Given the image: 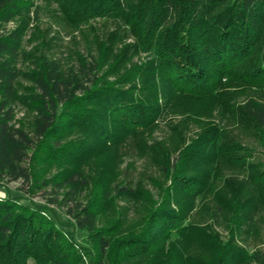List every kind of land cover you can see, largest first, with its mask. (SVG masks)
<instances>
[{
    "label": "trees",
    "instance_id": "trees-1",
    "mask_svg": "<svg viewBox=\"0 0 264 264\" xmlns=\"http://www.w3.org/2000/svg\"><path fill=\"white\" fill-rule=\"evenodd\" d=\"M43 1L74 29L113 22L116 36L108 37L106 52L117 62L101 73L103 61L80 53L69 71L42 58L22 73L32 3L0 0V182L21 183V196L0 198V264H82V256L88 264H226L229 259L252 264L253 256L230 240L235 230L241 234L242 225L256 236L254 225L264 210V161L249 147L255 142L264 152V0ZM24 15L19 26L6 31ZM128 38L131 44L124 43ZM23 77L33 85L24 97L16 92ZM14 103L33 110L31 131L11 124ZM196 104L206 118L197 137L171 155L162 145L155 150L158 176L148 179L158 190L156 201L138 184L116 183L109 191L99 176L90 177L96 182L84 201L89 180L75 167L56 176L55 187L70 190L59 199V189L48 192V180L34 170L33 162L77 166L107 157L119 162L126 154L121 147L130 141L144 154L152 148L140 135L166 111L182 114L181 106ZM192 109L187 113L195 115ZM213 116L231 122L243 135L240 142L223 123H211ZM170 126L179 131V124ZM72 132L77 139L61 142ZM44 194L49 205L67 209L72 223L47 216L46 206L31 201ZM115 197L149 206L142 228L123 231L118 220L97 227L99 207ZM204 200L214 202L213 214L224 220L229 243L211 225L191 223L188 214ZM69 226L87 236L82 256Z\"/></svg>",
    "mask_w": 264,
    "mask_h": 264
},
{
    "label": "rangeland",
    "instance_id": "rangeland-1",
    "mask_svg": "<svg viewBox=\"0 0 264 264\" xmlns=\"http://www.w3.org/2000/svg\"><path fill=\"white\" fill-rule=\"evenodd\" d=\"M27 1L32 3V7H30L27 15L30 18V22L23 34L24 37L21 48L23 60L20 61L19 65L22 73H30L32 69H34V65L39 63V60L42 58L48 61L54 60L60 64L62 70L69 71L70 68H74L75 66L76 62L74 60L76 54L80 55V53L83 55L91 54L97 60L103 61L100 71L101 73L109 71L113 65L116 67V56H109L106 52V48L108 47V37L111 34L116 36L114 35L116 29L113 22L98 21L96 23L93 22L92 25H89L90 27L86 26L74 29L67 25L65 19L61 17L58 11H56L55 6H52L51 4L47 5L43 0ZM24 17L25 15L22 16V18H17L9 23L6 26V31L14 30L19 26ZM131 40L132 39L128 38L124 43L131 44ZM121 45L122 43L115 42L113 46L120 49L122 47ZM115 77H119V74L117 73L116 76L113 75L111 80H114ZM32 89V83L27 78L23 77L18 82L16 92H18L19 96L24 97L25 95H29ZM182 103L186 104L184 101H182ZM184 106L180 107V109L184 110L182 114H180V112L173 114V111L171 112L170 110L166 111L163 119H160L148 132L140 135L142 136L141 138L145 145L152 148V150L147 149L144 154H142V152L137 154L135 146L132 145L134 143L130 141L126 142V145L121 147L122 150L120 152L124 150L126 154L125 156H122L119 162L117 158L114 160L113 158L111 159V157H107L106 160L98 158L91 162L83 161V163L77 166H72V162L59 165L33 162L35 165L34 170L48 180V192H51L52 189L55 191L59 189L57 190L59 191V199H61L64 193H67L70 190L65 187H55V178L60 172L73 170L75 167L76 170H80L83 176H86L89 180L87 187L84 189V201L85 199H88V195L93 191L91 190L92 185L96 182L93 178L90 179L91 176L95 178L99 176L97 179H99L100 185L105 186V189L109 191L112 190L111 188L113 184L116 183L128 184L131 186L135 184L142 185L143 188L150 192L152 200L156 201L158 199V190L151 186L148 179L149 177L153 178L158 176V173H156V163L158 162V156L155 155L156 148L158 145H162V148L169 152V155L177 152L197 137L200 132L198 126L199 122L206 120V118L200 116L201 106L199 104H196L194 107ZM190 108H193L192 112L194 111L195 115L187 113ZM12 109L13 115L11 124L21 130L27 132L31 131L35 121L33 110L17 103H14ZM214 117L215 116L211 118V123L217 122L219 125H222L223 123L224 128L226 127L229 128V131L231 130V134L234 136L235 141L240 142L237 140V137L242 138L243 135L235 126H233V124H231V122L227 121L226 123V121L224 122L223 120L218 119V115L217 117ZM192 118H195V121H192ZM184 119L189 121L183 122ZM182 122L183 124H180ZM175 123L180 125L178 126L179 131L171 128L170 125ZM77 136V133H68L65 140L62 139L61 142L66 141L67 143L70 139H77ZM249 147L254 150L253 153L255 152L254 155L257 156V160L260 159V161H264V152L257 143L254 142L253 144H249ZM29 157L32 158L31 152L29 153ZM104 161L105 163L108 161L107 165L105 170L99 174V168ZM110 169L112 176L109 177L108 171H110ZM160 181L164 180L160 178ZM166 184L167 183L162 182V186H165ZM20 186V182H0V198L8 199L21 196V193L18 192ZM47 196L48 195L44 194V196L33 197L31 201L36 205L46 206L49 210L47 211V216H54L55 220L58 219L61 223H72L66 215L67 209L62 208L59 204L49 205L47 201H45ZM82 198L83 196L81 199ZM213 207L214 202L210 200H204L202 202L198 201L197 206L188 214V217L194 225H211L212 228L220 233L221 241L229 243L230 238L228 236L226 224L220 216L213 214ZM99 208L100 211L97 224L99 229L101 227H109L114 221L118 220L122 224L121 229L123 231H128L129 228H132V231L134 232L142 228L144 219L148 217L149 206L144 203L139 205L126 200L125 198L115 197L111 200L108 206H100ZM260 213L261 220H257L256 225H254V227L259 228L256 236L249 234V232H244L245 228L242 225V227H239L241 234L238 236V229L235 230V233L230 240L234 245L244 249L248 255L253 256L252 264H262L264 262V210ZM67 231L68 233L73 234V240L75 241L74 245L76 246L79 255L81 254L82 256L80 248L85 249L86 246H88L89 242L87 236L75 228H71V226H69ZM256 256H263V259L260 258L257 261L254 258ZM230 260L231 259H229L226 264H234V261L230 262ZM81 262L82 264H88L87 259L83 256ZM246 264L249 263L246 262Z\"/></svg>",
    "mask_w": 264,
    "mask_h": 264
}]
</instances>
